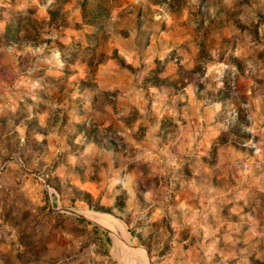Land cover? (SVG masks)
I'll return each instance as SVG.
<instances>
[{"label":"rangeland","instance_id":"1","mask_svg":"<svg viewBox=\"0 0 264 264\" xmlns=\"http://www.w3.org/2000/svg\"><path fill=\"white\" fill-rule=\"evenodd\" d=\"M135 34L150 42L133 58ZM154 63L166 78L153 87ZM175 67L223 100L221 138L244 151L251 135L260 154L264 0H0V264H175L169 214L155 209L173 177L155 174L153 142L143 152L131 133L168 105ZM122 96L140 121L129 138L112 128ZM106 218L126 249L113 251ZM256 223L264 239V208Z\"/></svg>","mask_w":264,"mask_h":264},{"label":"crops","instance_id":"2","mask_svg":"<svg viewBox=\"0 0 264 264\" xmlns=\"http://www.w3.org/2000/svg\"><path fill=\"white\" fill-rule=\"evenodd\" d=\"M162 39L156 41L159 48L164 46ZM149 42L141 34L130 38L128 49L133 58ZM154 66L155 63L151 69L153 75L147 77V85L153 87L159 86L166 78L158 80L157 84ZM179 70L175 67L173 75L165 80L166 84L170 82L167 85L172 93L165 99L168 105L163 102L159 107L154 125L146 122L142 133H136L134 123H137L138 130L139 117H132L129 110L132 113L134 109L123 96L124 106L120 109L113 107V115L120 122L112 124L113 129L126 137L130 135V128L134 129L131 133L137 137L134 140L138 147L153 142L155 152H149L155 174L173 177L168 184L171 196L164 204L155 205L160 215L164 211L169 214L171 239H175L176 244L168 253L170 263L264 264V239L256 234V222L264 208V140L261 141V153L251 156L235 146L237 140L221 138L232 130L227 121L220 122L223 100L217 98L209 103L206 97L196 92L192 80L185 83L186 78L180 76ZM158 74L160 77L161 72ZM260 130L264 132V126ZM162 134L169 137L162 140ZM262 135L264 137V133ZM126 137L122 140L130 142ZM139 149L145 152L144 147ZM237 159L245 161V170L236 167ZM159 186L161 190L166 188L162 183ZM107 223L116 228L114 233L110 231L113 251L125 248L123 229L108 218L101 225L109 228ZM123 253L133 257L130 251Z\"/></svg>","mask_w":264,"mask_h":264},{"label":"built area","instance_id":"3","mask_svg":"<svg viewBox=\"0 0 264 264\" xmlns=\"http://www.w3.org/2000/svg\"><path fill=\"white\" fill-rule=\"evenodd\" d=\"M247 132V131H245ZM241 147L246 150L247 152L250 153V155L255 156L258 155L260 152V146L257 144V141L250 135V136H245V139L240 143ZM240 168H245L246 163L241 162L240 163Z\"/></svg>","mask_w":264,"mask_h":264},{"label":"trees","instance_id":"4","mask_svg":"<svg viewBox=\"0 0 264 264\" xmlns=\"http://www.w3.org/2000/svg\"><path fill=\"white\" fill-rule=\"evenodd\" d=\"M94 21H95V22H94L95 24H99V25L102 24V23H100V20H98V21H97V20H94ZM101 26H102V25L98 26V28H101ZM14 31H15V30H14ZM13 34H14V32L12 31L11 34H10V37H12Z\"/></svg>","mask_w":264,"mask_h":264}]
</instances>
